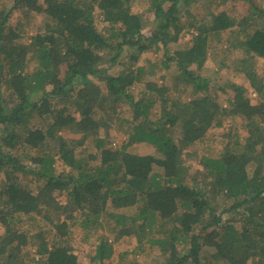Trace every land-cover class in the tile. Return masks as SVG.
<instances>
[{
    "label": "trees",
    "instance_id": "1",
    "mask_svg": "<svg viewBox=\"0 0 264 264\" xmlns=\"http://www.w3.org/2000/svg\"><path fill=\"white\" fill-rule=\"evenodd\" d=\"M134 1L0 0V264H84L71 245L73 226L96 244L92 264L112 258L103 230L152 250L149 262L118 264H264V102L236 86L225 108L202 74L217 41L226 55L243 51L238 67L257 79L264 8L238 19L193 11L198 0H150L147 35ZM15 12L23 17L14 23ZM33 15L45 17L43 32L27 30ZM186 32L192 40L172 49ZM151 50L160 59L133 68ZM119 61L116 75L104 68ZM147 76L170 77L182 92L157 90ZM144 82L137 99L132 90ZM254 90L264 97V84ZM235 116L245 120V139L235 135L219 155L201 157L199 169L183 162L211 128ZM116 124L127 132L118 149L100 136ZM74 125L80 140L61 135ZM90 139L97 154L82 147ZM133 145L155 155L132 157Z\"/></svg>",
    "mask_w": 264,
    "mask_h": 264
},
{
    "label": "rangeland",
    "instance_id": "2",
    "mask_svg": "<svg viewBox=\"0 0 264 264\" xmlns=\"http://www.w3.org/2000/svg\"><path fill=\"white\" fill-rule=\"evenodd\" d=\"M42 3L43 0H40ZM253 3V5L251 4ZM150 7V0H135L132 3L131 9L136 13H141L144 15L145 21L147 25L144 28L145 34L149 35L152 32V24L154 20V16L152 13L148 12ZM264 8V1L262 0H252L251 2H245L243 0H198L197 4L193 7V11H204L205 8H209L212 11L220 12L224 11L231 16H236L238 19H241L245 16H248L250 12H254L257 8ZM22 14L15 12L13 15V22L20 21ZM23 17V16H22ZM99 27L101 31L106 32L108 28L107 23H103L101 19H99ZM30 26L27 28L31 33L32 28L36 32H43L45 30V23L46 19L44 16L40 15H33L29 17ZM107 33V32H106ZM226 37V36H224ZM193 38L192 32H186L182 35L177 43H174L172 49H182L185 47ZM226 50V43L217 41H212L209 44V60L206 64L205 68L202 71L203 76L210 80V85L213 88V96L217 98L216 100L225 108L230 107V102L234 95V88L236 86H242L247 90L246 96L249 97L253 103L264 102V97L260 98L257 96L254 90V86L258 83L264 84V59L258 58L256 62V75L257 79L253 81L247 78L245 72L238 67V59L243 58V51L235 50L232 51V56L225 54ZM214 54L217 55L214 58ZM160 59V53L156 50H151L146 53H143L137 60L138 64L134 65L133 68L137 66H144L150 62L156 61ZM120 61L111 66L110 63H105L104 68L108 69L110 74L116 75L118 72L121 71ZM63 69H65L63 67ZM175 70V69H173ZM98 74L89 75L91 79ZM166 78V77H165ZM162 77H151L147 76L145 81H152L155 82V89L157 90H165L164 88H170L175 95L178 96L182 92V88L180 87L179 90L175 88V83L173 84L170 82V77L166 78ZM95 83L99 85L105 91V85L101 81L95 80ZM255 84V85H254ZM164 86V87H163ZM216 86L222 87L223 91L217 88ZM145 90V82L137 84L135 88L132 90L133 94L137 99H141L143 96V92ZM187 95H184L186 98ZM189 98V96H188ZM124 115L126 117L135 118L134 112L130 111L127 107L124 108ZM67 139H76L80 140L82 138L81 134L78 133V127L76 125L64 128L61 132ZM235 135L239 137V140L245 139L247 132L245 129V120L243 117L235 116L229 117L225 120L222 127L219 128H211L207 135L206 139L200 144L199 146H193L190 148V152L195 158L190 157H183V162L185 164H189L192 166V169H199L200 166V159L203 156H211V155H219L220 152L223 150L224 146L232 139L235 140ZM102 138L106 137L107 143L110 147L118 149L124 146L127 143V132L126 129L121 126L120 124L114 125L110 131L106 134L102 132L100 135ZM82 146L84 149L86 148L87 154H97V146L95 142L91 139L83 143ZM81 147V148H82ZM129 153L133 156H149L155 155L153 151V147L148 145H133L128 149ZM218 152V153H217ZM251 166V167H250ZM249 167L252 168L253 164ZM28 179V178H27ZM61 202H64V199L60 198ZM125 211V210H122ZM128 211V210H127ZM133 210H130L126 213H134ZM230 216H225V218H229ZM42 226H45L44 223H41ZM51 228L47 229V232H52ZM4 228L0 225V235L3 234ZM72 242L71 245L73 246V251L79 256V259L84 264H92L95 261V245L90 244L83 240V231L79 226L72 227ZM101 233V232H100ZM103 236L107 237L109 242H112V258L111 260L107 261L106 264H118L121 258L125 260L132 259V257L138 259L142 262H149L152 258L150 254L152 250H145L143 252L140 251L138 248L137 240L134 238L133 235H129L127 237L121 238L120 240H115L114 235L107 230H103L101 233ZM53 233L49 234L51 238ZM131 236V237H130Z\"/></svg>",
    "mask_w": 264,
    "mask_h": 264
}]
</instances>
